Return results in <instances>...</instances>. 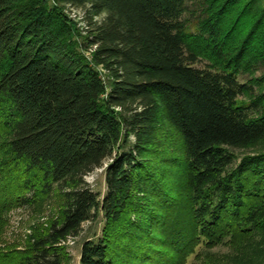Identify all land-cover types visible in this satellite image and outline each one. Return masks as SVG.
<instances>
[{"label":"trees","instance_id":"16d2710c","mask_svg":"<svg viewBox=\"0 0 264 264\" xmlns=\"http://www.w3.org/2000/svg\"><path fill=\"white\" fill-rule=\"evenodd\" d=\"M187 1L0 0L7 151L40 173L42 194L64 198L62 219L26 243L23 263L69 264L64 244L100 216L103 237L83 242L79 264H183L199 245L264 227V76L239 81L264 68V0H207L194 43ZM64 7L84 12V36ZM200 56L205 68L194 67ZM165 124L182 141L191 211L172 229L173 261L158 231L179 204L153 163ZM107 160L100 199L84 177Z\"/></svg>","mask_w":264,"mask_h":264},{"label":"rangeland","instance_id":"374dc122","mask_svg":"<svg viewBox=\"0 0 264 264\" xmlns=\"http://www.w3.org/2000/svg\"><path fill=\"white\" fill-rule=\"evenodd\" d=\"M207 0H188V11L185 15L186 33L190 36L192 43L200 40L204 31V10ZM63 17L74 27L76 33L84 36L86 33V22L84 12L79 9L64 7ZM249 23L243 24L246 31ZM194 67L205 68L209 61L200 56ZM264 76V68H257L245 72L239 76L241 83H247L252 79H261ZM255 91L261 87L255 85ZM248 97H242L239 103L247 104ZM7 130L0 124V264H25L24 252L26 243L32 238L46 232L48 227L55 221H60L63 214V195L57 190L49 194H42L40 189L39 172H27L23 164L16 162L7 151ZM133 143L134 139L130 138ZM238 157L246 154V151H235ZM159 168L165 171L162 186H170L171 192L178 202L175 209L173 205L167 210V217H171L169 224L158 231L163 238V251L171 255L172 261L176 259L177 246L170 243L173 238L172 229L183 231L191 217L189 204L187 205L186 194L183 191L185 171L184 148L179 135L166 125L159 132L156 140V153L153 158ZM110 160H107L101 168L84 177L86 185L96 193L100 199L106 194L105 169ZM35 188V191H27ZM26 198L24 199V197ZM143 199L142 196H139ZM26 200V201H25ZM180 206V207H179ZM132 222H136L131 216ZM167 220V219H166ZM105 221L100 216L95 222L85 223L78 237L70 238L64 244V252L69 264H79V255L83 242L88 239H100L103 237ZM172 231V233H171ZM158 235V234H157ZM176 235V234H175ZM234 241L225 240L219 245H199L194 252L189 254L183 264H256L264 261V227L260 228L258 234H237ZM27 250V249H26ZM174 257V258H173Z\"/></svg>","mask_w":264,"mask_h":264}]
</instances>
